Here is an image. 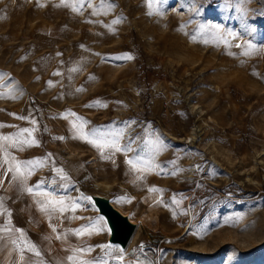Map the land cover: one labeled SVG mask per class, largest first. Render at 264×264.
<instances>
[{
	"label": "rangeland",
	"instance_id": "374dc122",
	"mask_svg": "<svg viewBox=\"0 0 264 264\" xmlns=\"http://www.w3.org/2000/svg\"><path fill=\"white\" fill-rule=\"evenodd\" d=\"M65 3L0 0V137L35 129L24 137L38 145L8 151L45 161L28 184L45 181L80 206L57 229L66 241L46 239L55 219L5 179L11 217L0 223L22 229L44 264H60L70 247H91L82 259L109 264H264V0ZM76 117L85 131L119 133L121 151L102 155L74 138ZM138 156L141 172L127 163ZM86 189L111 195L138 222L123 261L118 246L99 247L109 231ZM0 236V264H39Z\"/></svg>",
	"mask_w": 264,
	"mask_h": 264
},
{
	"label": "snow or ice",
	"instance_id": "6c2138e0",
	"mask_svg": "<svg viewBox=\"0 0 264 264\" xmlns=\"http://www.w3.org/2000/svg\"><path fill=\"white\" fill-rule=\"evenodd\" d=\"M85 0H80V4L78 7H76L75 10H79V7L83 6V3ZM61 4L64 6H68L65 3V0H61ZM115 6V5H111ZM118 22V21H117ZM195 38V37H194ZM250 47L252 45H249ZM128 59H131L132 57H127ZM106 106V105H105ZM11 115L15 116V113H12ZM67 115L75 116V113H68ZM67 115L65 118H67ZM18 119H27V117H17ZM77 120L81 121L79 124L73 123V129L75 131L74 138L84 139L88 143L92 144L94 147H96L98 150L101 151V154L103 155V152L105 149H110L113 152L121 151V145L119 143L120 135L119 133H112V132H104L100 129L93 128L90 131H85L83 125L86 124V121H83L82 118L76 117ZM31 123L34 125L36 124L35 120H32ZM131 123H135V121H132ZM5 125L0 124V127H4ZM35 131V129H29V128H22L20 129V132L17 134L16 137H9V136H3L0 137V152L3 153V163H0V189L4 188V180L10 179V186H13L16 188L18 192L27 193L30 196L33 197L34 204L38 207V210L48 217L50 221H53L55 219V223H51V233L55 234L53 236L46 237V239H57V240H64L66 241L68 238V234L65 232H58L57 229L60 226V222L62 219H66L65 213L68 212H74L80 205L76 201H66L64 197H60L54 194L53 191H46L44 190L43 185L46 183L45 181H41L40 183L30 186L28 184L29 178L33 175L34 171L37 167L44 166L45 161L42 160H28V161H19L16 159L15 156L11 155V153L8 151L9 148H17L18 150H23V147L25 145L27 146H36L38 145V141L34 138L28 139L24 137V134L27 133L29 137H31L32 132ZM57 139L63 140L64 137H57ZM6 142V143H5ZM163 142L158 141L155 144V152H159L161 147H163ZM126 152H132V146L131 143H129L126 148L124 149ZM155 154V153H154ZM51 158V154H48V159ZM107 158V157H106ZM127 163L131 166V168L137 172L144 171L145 169L141 167V165L145 164V161L140 158L139 156L136 158V160L129 159ZM149 167H151V164H149ZM157 167H159L157 165ZM54 171L56 172L57 176L60 180L67 181L70 178L68 175L64 172L62 168H54ZM139 179H143V177H138ZM52 183H56V181H52ZM66 186V185H65ZM150 191L158 192L161 191L157 188H152ZM6 192V189H5ZM85 200H91V197H84ZM172 203L177 204L178 201L175 197L172 198ZM5 204V196H0V217L8 216L11 217V212L4 207ZM101 222L103 221V218H100ZM97 225H93L91 227H85L76 229L74 234L76 236H84L85 234L91 235L92 229L96 228ZM102 228V223L99 226ZM72 231V230H69ZM0 233H7L8 239H11V242L13 245H18V251L20 253V259L24 260L25 253H29L32 256L36 257L39 261V264H44L43 261V253L42 251L37 247L35 243H32L31 241L27 240L25 238V233L20 228H13L11 224H2L0 223ZM18 234V235H17ZM5 237L0 236V243L4 241ZM99 247L103 249H108L110 245L104 244L99 245ZM142 247V246H141ZM93 249L91 247L88 248H69L67 251L71 252V255H67L64 260L60 262V264H109V261L107 258H102L100 260H92V259H82L81 255L83 253L91 252ZM115 251L119 252L120 255L118 257H115L118 261H123V249L117 247ZM107 256V253H106ZM26 264H37L36 261L32 259H28Z\"/></svg>",
	"mask_w": 264,
	"mask_h": 264
},
{
	"label": "water",
	"instance_id": "95a60500",
	"mask_svg": "<svg viewBox=\"0 0 264 264\" xmlns=\"http://www.w3.org/2000/svg\"><path fill=\"white\" fill-rule=\"evenodd\" d=\"M83 194L91 197V203L106 223L109 231L107 244L118 246L125 251L137 231L138 222L119 209L111 195L91 189L84 190Z\"/></svg>",
	"mask_w": 264,
	"mask_h": 264
}]
</instances>
